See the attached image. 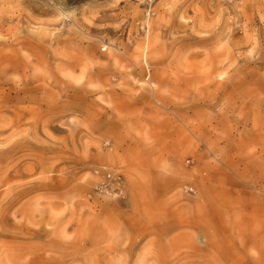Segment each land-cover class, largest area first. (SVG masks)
I'll return each mask as SVG.
<instances>
[{
  "label": "rangeland",
  "instance_id": "rangeland-1",
  "mask_svg": "<svg viewBox=\"0 0 264 264\" xmlns=\"http://www.w3.org/2000/svg\"><path fill=\"white\" fill-rule=\"evenodd\" d=\"M0 264H264V0H0Z\"/></svg>",
  "mask_w": 264,
  "mask_h": 264
}]
</instances>
